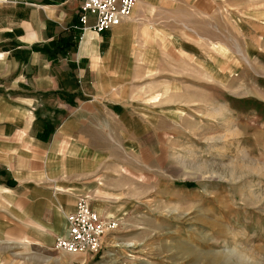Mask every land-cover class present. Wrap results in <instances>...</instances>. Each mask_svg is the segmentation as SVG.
I'll use <instances>...</instances> for the list:
<instances>
[{"label":"rangeland","instance_id":"374dc122","mask_svg":"<svg viewBox=\"0 0 264 264\" xmlns=\"http://www.w3.org/2000/svg\"><path fill=\"white\" fill-rule=\"evenodd\" d=\"M163 3L133 83L147 148L101 205L116 226L75 252L3 232L0 264H264V0Z\"/></svg>","mask_w":264,"mask_h":264},{"label":"crops","instance_id":"0c3cea01","mask_svg":"<svg viewBox=\"0 0 264 264\" xmlns=\"http://www.w3.org/2000/svg\"><path fill=\"white\" fill-rule=\"evenodd\" d=\"M82 2L0 0V234L50 245L85 193L108 218L109 189L147 148L133 83L149 58L145 21L170 5L136 0L98 32L92 15L81 24Z\"/></svg>","mask_w":264,"mask_h":264},{"label":"built area","instance_id":"2783aa9c","mask_svg":"<svg viewBox=\"0 0 264 264\" xmlns=\"http://www.w3.org/2000/svg\"><path fill=\"white\" fill-rule=\"evenodd\" d=\"M136 0H83L79 20L86 24L88 15L94 17L91 26L101 32L119 23L131 14ZM116 226V221L103 218L90 205L87 194L77 195L75 207L66 215V226L63 234L55 237V244L64 250H96L103 235Z\"/></svg>","mask_w":264,"mask_h":264},{"label":"bare ground","instance_id":"6f19581e","mask_svg":"<svg viewBox=\"0 0 264 264\" xmlns=\"http://www.w3.org/2000/svg\"><path fill=\"white\" fill-rule=\"evenodd\" d=\"M158 96H156V97H154V98H157ZM155 100H158V99H155ZM70 252H75L74 250L72 251V250H70ZM237 258V262L236 263H238V264H245L244 263V260H243V256H238V257H236ZM222 262H227V258L226 259H224Z\"/></svg>","mask_w":264,"mask_h":264}]
</instances>
